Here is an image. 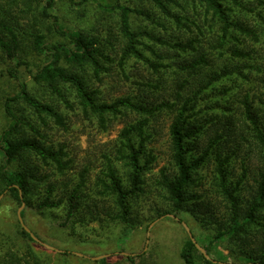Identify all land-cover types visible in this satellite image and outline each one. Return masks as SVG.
<instances>
[{
  "label": "trees",
  "instance_id": "1",
  "mask_svg": "<svg viewBox=\"0 0 264 264\" xmlns=\"http://www.w3.org/2000/svg\"><path fill=\"white\" fill-rule=\"evenodd\" d=\"M67 1L73 9L95 6L104 15L100 28L62 25L54 13L57 0H25L26 26L9 18L0 6V50L14 64L10 75L18 82L17 94L5 105L9 124L0 135V197L6 194L19 208L25 203L39 211L61 210L63 228L106 221L132 229L140 224L139 217L134 218V204L147 195L146 176L157 162L150 148L161 133L155 125L169 113L172 170H161L157 184L171 210L156 216L172 213L178 219L189 214L212 231L209 244L196 240L216 262L205 259L188 234L180 260L224 263V256L215 257L214 250L226 243L230 257L243 264H264V97L257 103L237 85L259 82L264 88V0H144L150 8L132 6L128 0ZM108 17L117 18V33L107 24ZM136 17L158 25L165 36L136 31L132 21ZM42 21H51L64 40L50 41L40 27ZM144 37L164 50L150 46ZM29 56L43 57L42 67L33 69ZM131 59L160 75L155 82L139 83L159 96L103 100L95 80L103 83L115 67L127 78ZM22 69L66 109L78 106L85 119H97L102 131L121 119L124 128L116 150L105 156V170L94 184L90 168L73 174L75 161L65 146L50 141L49 120L67 130L66 118L22 82ZM73 97L76 105L69 100ZM19 102L38 116L39 123L23 115L16 107ZM115 160L125 167L124 175ZM211 167L215 197L199 191L204 185L201 171ZM22 217L25 220L26 210ZM21 236L41 247L23 228ZM98 262L108 264V258ZM0 264H31V260L8 250L0 255Z\"/></svg>",
  "mask_w": 264,
  "mask_h": 264
},
{
  "label": "rangeland",
  "instance_id": "2",
  "mask_svg": "<svg viewBox=\"0 0 264 264\" xmlns=\"http://www.w3.org/2000/svg\"><path fill=\"white\" fill-rule=\"evenodd\" d=\"M128 2L132 6L138 4L140 7L147 6L150 8L144 0H128ZM143 2L144 5H142ZM0 6L9 18L18 19L24 26L29 22L26 19L25 12L28 9L25 6V0H0ZM187 8L194 15L191 5ZM54 13L60 18L61 24L69 28H100V21L104 17L93 5L73 9L67 0H57ZM106 20H108L107 24L117 33V18L108 17ZM132 21L134 29L138 32L147 31L157 37L165 36L164 30L158 25L137 17L133 18ZM40 27L50 41L61 42L64 40L54 32L51 21H42ZM142 40L150 46L155 45L159 51L164 50V47L152 40L150 41L145 37ZM144 52L150 56V53L145 49ZM26 59L35 70L44 64V58L41 56H29ZM14 67V64L6 59L0 50V135L9 124L5 112L6 102L8 98L18 92V82L10 75V70ZM126 75L127 78L115 67L110 76H105L103 83L95 80V87L100 92L99 96L107 102H112L124 96L138 100L140 96L155 94L152 89L139 85V83L147 84L149 80L155 82L160 78V75L153 74V70L144 62L137 59L129 60L126 65ZM20 78L22 82L28 84L35 96L40 100L55 104L65 116L67 130L59 129L49 120L51 129L50 131L46 129L49 131V139L56 145L63 144L66 152L69 153V158L74 159L73 174L77 176V172L83 168H90V184H94L97 177L105 170V156L114 154L116 150L119 135L124 128L121 119L114 120L112 127L107 131H102L97 119H85L81 110H78V106L77 110L74 111L66 109L57 97H52L51 93L35 85L31 76L24 69L20 72ZM227 84L232 85L231 82H227ZM237 85L239 86L238 90L249 93L251 99L257 103L264 97L262 96L264 88L259 82L253 84L239 82ZM238 90H235L234 93ZM155 95L159 96L157 93ZM229 99L227 97L225 100ZM69 100L73 105L74 103L76 105L74 97ZM16 107L22 110L27 119L39 123L40 119L28 106L19 102ZM130 117L135 118L136 116L130 115ZM170 118L169 113H164L163 118L155 125L161 133L158 141L150 145V148L154 150L157 162L154 169L146 176L147 195L134 204V218L139 217V225L131 229L122 223L105 221L63 228L61 227L64 221L63 211H39L34 207L28 208L25 205L23 209L26 210L25 225L42 242L56 249L49 250L22 238L21 229L23 227L17 214L19 207L12 198L4 194L0 197L2 206L0 208V255L8 250L20 251V254L29 256L31 264H99L98 260L95 259L106 255H108V264H183L179 258V250L186 240L187 233L183 230L181 221L190 227L197 240L209 244L212 231L203 228L191 215L182 214L178 220L169 216L159 220L156 216L158 212L171 210V204L165 199V191L157 184L161 170L165 168L168 172L172 170L168 137ZM114 163L120 173L124 175L125 167L123 164L116 160ZM235 167L236 174H240V164L237 163ZM201 175L204 185L199 191L208 192L209 195L215 197L213 167L204 169L201 171ZM157 220L159 221L156 222ZM154 222L156 224L150 228ZM226 245V243L216 245L215 257L219 254L224 256L226 260L224 264H243V262L229 256L225 250Z\"/></svg>",
  "mask_w": 264,
  "mask_h": 264
},
{
  "label": "water",
  "instance_id": "3",
  "mask_svg": "<svg viewBox=\"0 0 264 264\" xmlns=\"http://www.w3.org/2000/svg\"><path fill=\"white\" fill-rule=\"evenodd\" d=\"M21 196H22V194H21ZM1 197H2V196H1ZM24 207H25V203L22 204V206L19 208L18 213H17V214H18L19 221H20V224H21V226L23 227V229H24L26 232H28V233L30 234V236L32 237V239L35 240V241H36L38 244H40L41 246H44L45 248H47V249H49V250H56V249H54L53 247L48 246L47 244H45L44 242H42V241H41L37 236H35V234L32 233V231H31V230L25 225V223H24V219H23V217H22V211H23ZM166 216H169V217H171V218H173V219L178 220V219L176 218L175 215H166ZM163 218H165V216L162 217V218H160V219H163ZM160 219H159V220H160ZM159 220H157L156 222H158ZM156 222H154L153 224H151L150 228H151L152 226H154V225L156 224ZM182 225H183L184 229L186 230V232H187L189 238L191 239V241L195 244L196 248H197V249L199 250V252L205 257V259H207V260H209V261H214V260L212 259V257L207 253V251L205 250V248L202 247V246L197 242V240H196L195 236L193 235V233H192L190 227H189L186 223H184V222L182 223ZM107 257H108V255H106V256H102V257H100V258H96L95 260H102V259L107 258ZM214 262H216V261H214ZM221 264H224V263H221Z\"/></svg>",
  "mask_w": 264,
  "mask_h": 264
}]
</instances>
